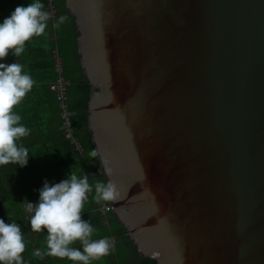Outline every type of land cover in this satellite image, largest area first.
Instances as JSON below:
<instances>
[{"label": "water", "instance_id": "95a60500", "mask_svg": "<svg viewBox=\"0 0 264 264\" xmlns=\"http://www.w3.org/2000/svg\"><path fill=\"white\" fill-rule=\"evenodd\" d=\"M114 212L158 264H264V0H65Z\"/></svg>", "mask_w": 264, "mask_h": 264}, {"label": "trees", "instance_id": "16d2710c", "mask_svg": "<svg viewBox=\"0 0 264 264\" xmlns=\"http://www.w3.org/2000/svg\"><path fill=\"white\" fill-rule=\"evenodd\" d=\"M52 3L48 18L46 0H0V264H158L101 212L112 202L89 128L93 88L75 16ZM53 50L82 152L60 128Z\"/></svg>", "mask_w": 264, "mask_h": 264}, {"label": "built area", "instance_id": "2783aa9c", "mask_svg": "<svg viewBox=\"0 0 264 264\" xmlns=\"http://www.w3.org/2000/svg\"><path fill=\"white\" fill-rule=\"evenodd\" d=\"M47 7H46V16L48 18H54L56 14V9L52 0H46ZM54 59H53V68L56 74L55 80L50 84L49 89L55 93L56 101L58 102V106L60 109V118L62 120L61 123V130L65 133V137L70 139L72 143L75 144L77 150L82 152V147L80 142L74 135V126L71 120L72 112L69 108L68 103V90L71 87V82L62 76V66L61 60L57 56L56 51L53 50ZM113 210L112 206L103 205L101 207V212L105 213L107 211Z\"/></svg>", "mask_w": 264, "mask_h": 264}, {"label": "crops", "instance_id": "0c3cea01", "mask_svg": "<svg viewBox=\"0 0 264 264\" xmlns=\"http://www.w3.org/2000/svg\"><path fill=\"white\" fill-rule=\"evenodd\" d=\"M59 107V106H58ZM61 128V127H60ZM101 241V240H100ZM105 241V240H104Z\"/></svg>", "mask_w": 264, "mask_h": 264}]
</instances>
